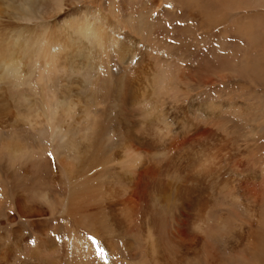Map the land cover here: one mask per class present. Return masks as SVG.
I'll use <instances>...</instances> for the list:
<instances>
[{
  "label": "bare ground",
  "instance_id": "obj_1",
  "mask_svg": "<svg viewBox=\"0 0 264 264\" xmlns=\"http://www.w3.org/2000/svg\"><path fill=\"white\" fill-rule=\"evenodd\" d=\"M93 1L0 0V264L22 254L35 260L57 254L65 221L76 232L95 234L110 249L122 237L133 259L160 245L165 233L181 241L170 230L177 200L192 202L195 187L188 180L181 185L183 150L176 140L154 143L148 134L165 128L177 137L186 129L169 105L168 72L157 69L163 55L124 31L116 10L132 26L136 22L140 33L148 22L151 35L162 38L164 17L179 16L178 6L192 19L211 20V10L229 1L111 0L104 8ZM263 1L233 2L238 11L261 7ZM207 25L202 20V27ZM250 33L259 45L263 37ZM141 45L146 46L142 55ZM204 70L206 76L192 80L206 84L210 78ZM25 226L43 248L36 241L26 249ZM82 236H76L78 243L86 241Z\"/></svg>",
  "mask_w": 264,
  "mask_h": 264
},
{
  "label": "rangeland",
  "instance_id": "obj_2",
  "mask_svg": "<svg viewBox=\"0 0 264 264\" xmlns=\"http://www.w3.org/2000/svg\"><path fill=\"white\" fill-rule=\"evenodd\" d=\"M107 1L111 0H94L93 5L104 8ZM228 1L230 4L234 0ZM171 3L172 0L167 1ZM229 4L214 7L211 20L192 19L190 15H183L187 9L178 6L179 16L165 15L162 38L151 35L154 31L148 22L141 34L136 22L132 26L123 13L116 10L124 31L131 30L143 44L152 45L150 50L157 49L163 55V65H158L157 69L168 72L166 78L172 85L169 105L175 109L177 117L181 115L178 121L186 129L177 137L165 128L148 134L154 143L170 144L176 140L179 152L183 150L184 161L179 163L181 185L192 181L195 187L192 202L178 198L177 224L169 228L181 241H171L165 233L160 245L149 246L146 256L133 259L127 254L122 237H118L110 249L95 234L89 235L85 230L76 232L73 224L70 226L65 221L58 234L64 241L62 238H59L62 243L56 241L57 254L42 258L47 255L44 253L36 260L22 254L8 264H264V1L261 7H243L238 11L234 2L233 6ZM202 20L203 25L208 23L207 28L202 27ZM188 24L196 28L190 30ZM179 26L187 30L180 32ZM250 31L263 37L259 45L253 43L251 33L247 34ZM145 47H139L140 55L146 51ZM204 59L210 64L205 65ZM203 68L209 71L210 79L206 84L201 79L192 80L196 74V77L207 75ZM187 117L195 125L186 124ZM134 171L137 177V168ZM24 228L22 234L27 236L28 242L24 245L27 250L36 241L39 247H44L39 237L30 235L29 226ZM80 235L86 243H78L76 236ZM88 249L95 251L91 253Z\"/></svg>",
  "mask_w": 264,
  "mask_h": 264
},
{
  "label": "snow or ice",
  "instance_id": "obj_3",
  "mask_svg": "<svg viewBox=\"0 0 264 264\" xmlns=\"http://www.w3.org/2000/svg\"><path fill=\"white\" fill-rule=\"evenodd\" d=\"M53 156V154L52 153H49V157H52Z\"/></svg>",
  "mask_w": 264,
  "mask_h": 264
}]
</instances>
